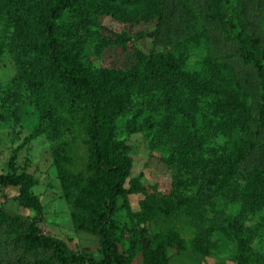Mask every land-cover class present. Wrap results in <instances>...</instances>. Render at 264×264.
I'll return each instance as SVG.
<instances>
[{"label": "trees", "instance_id": "trees-1", "mask_svg": "<svg viewBox=\"0 0 264 264\" xmlns=\"http://www.w3.org/2000/svg\"><path fill=\"white\" fill-rule=\"evenodd\" d=\"M171 1L0 0V21L14 27L12 50L19 64L17 75L7 85L0 84V92L12 98L27 85L38 97L41 118L50 122L53 131L64 128L57 101L62 103L63 97L76 94L90 115V148L98 171L81 187L68 174L61 175V180L66 195L72 198L75 228L98 236L100 258L74 250L66 240L42 231L43 204L34 192L35 177L28 171L18 172L14 157L9 161L10 171L0 173V185L18 186L20 204L37 212L24 217L0 207L1 231L6 227L14 233L10 243L17 253H47L34 257L33 264H132L140 251L144 264H169L168 248L183 245V237L172 225L154 246L144 248L133 241L129 249L122 248L116 214L129 195L138 192L147 193L139 212L142 216L160 213L167 217L185 210L200 227V247L213 242V233L219 231L235 245L238 264H264V255L255 248L258 230L251 222L264 210V168H245L257 146L248 137L253 94L244 88L234 66L207 53L199 68L189 67L186 45L179 53H144L132 46L135 65L109 75L96 74L86 60L85 46L94 33L101 34L103 46L126 47L133 41L127 34L113 37L93 30L100 16L162 21ZM208 8L226 30L225 21L231 20H225L218 4L212 2ZM130 9H137V15L130 14ZM67 13L72 15V23L64 22ZM239 54L257 71L261 94L254 128L264 147V46L252 49L241 45ZM137 97L151 110L167 113L162 127L165 140L174 146L170 161L176 170L173 189L162 198L148 193L138 178L126 186L130 163L122 143L114 137L111 115L130 109ZM67 128L69 135L71 129ZM219 139H226V144L220 145L224 149L221 154L211 153V142ZM59 147L54 154L67 156V144Z\"/></svg>", "mask_w": 264, "mask_h": 264}, {"label": "rangeland", "instance_id": "rangeland-1", "mask_svg": "<svg viewBox=\"0 0 264 264\" xmlns=\"http://www.w3.org/2000/svg\"><path fill=\"white\" fill-rule=\"evenodd\" d=\"M212 2L218 4L225 20H231L225 21L226 30L222 27V20L209 12L208 7ZM129 12L137 15V9H130ZM63 20L72 23L73 17L67 13ZM98 22L105 27L97 25L93 30H101L103 34L113 37L116 33L127 34L133 41L126 47L121 44L103 46L99 42L101 34L90 36L85 46V57L96 74L129 71L137 62L132 46L144 53H179L186 45L188 66L195 69L200 67L207 53L215 59L231 63L244 88L253 94L252 128L248 137L257 146L245 162V168H264V147L254 128L259 114L261 88L256 68L243 62L239 54L241 45L252 49L264 46V0H172L162 21L105 15L100 16ZM157 29L158 32L152 35ZM13 35L14 27L0 21V84L3 86L10 83L19 71L17 53L12 50ZM73 95L63 97L62 103L57 101L56 110L64 122V128L53 131L50 122L41 118L38 97L30 92L27 85L21 94L12 98H5L0 92V173L10 171L9 161L14 157L18 172L28 171L35 177L34 192L43 204L42 231L66 240L74 250L87 251L100 258L98 236L76 230L72 218V198L66 195L61 180V175L68 174L75 177L81 187L98 174L90 148V115L85 104L79 101L76 94ZM110 102L108 107H112ZM151 108L137 97L130 109L120 110L111 118L114 137L122 143L130 163L126 186L130 185L132 179L138 178L141 184H145L148 193L155 192L151 195L157 194L156 197L162 198L173 189L176 169L170 159L175 150L165 140L162 127L166 111L156 112ZM181 121L178 117L177 122ZM67 127L71 129L69 135ZM226 142V139L211 142V153L221 154L223 147L220 145ZM65 143L67 156L63 160L54 154V150L62 148L59 146ZM18 194V186L0 185V207L12 214L35 216L37 212L34 209L20 204ZM146 194H130L129 201L116 214L124 250L129 249L133 241L144 248L156 245L161 235H165L164 231L172 225L183 237V245L168 248L169 264H238L235 245L219 231L213 233V242L200 247L197 240L200 227L185 210L167 217L160 213L157 216H142L139 212ZM120 204H123L122 198ZM251 222L258 230L255 248L264 255V225L262 228L260 226L264 224V210ZM12 237L14 233L10 229L4 227L1 231L0 228V264H31V261L33 264L34 257L47 255L46 252L37 255L17 253L10 243ZM132 264H144L142 251Z\"/></svg>", "mask_w": 264, "mask_h": 264}]
</instances>
